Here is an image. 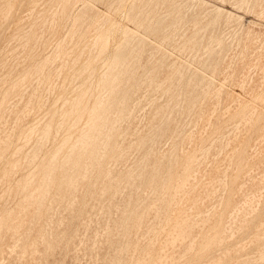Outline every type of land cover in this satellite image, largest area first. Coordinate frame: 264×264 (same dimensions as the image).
Segmentation results:
<instances>
[{
	"label": "rangeland",
	"instance_id": "1",
	"mask_svg": "<svg viewBox=\"0 0 264 264\" xmlns=\"http://www.w3.org/2000/svg\"><path fill=\"white\" fill-rule=\"evenodd\" d=\"M5 1L6 0H0V7L4 4ZM11 1L13 2V8L11 12L9 13V15L7 16L3 12L0 13V29H1L0 30V61H1L0 62V76L2 77V78L0 77V103L3 102L2 103L3 109L0 114V153H1L0 154V159H1L0 160V168H1L0 170V220L1 219L4 220V223L0 224V262L2 260L4 261H2V263L0 264H75V262L76 264H85V263L86 264L87 263L88 264H105V263L106 264H110V263L111 264H116V263L117 264H125V263L126 264H136V263H139V261L141 262V260H143L144 255L146 254V251H147L146 248L148 246V243L150 241L159 242L165 239L167 237V234L171 232L172 230L171 228L173 227V223H174V220L172 222L167 221V217L170 216V212L168 215H166L162 213L161 211H158V210H163L161 208L160 202L157 201L156 199V197H158L160 193L159 191L154 192L155 190L152 187H150L148 184H145L146 177L148 175V173H146V170L156 165V167H159L160 172H162V173L159 172V174L161 175L166 174L167 168H169V166H167V163L168 165H170L171 162H174V163H176V161L179 162L180 159L183 158V155H186V153L194 154L195 152H196L194 154L195 156L194 167L195 168H194L193 175L188 179L189 181L186 182L187 192H184L179 196V199H182V201L178 204L174 203L172 205V210H171V214L172 212L178 209L184 212H187V215L185 214V218L188 217L190 220H193L194 222L192 224V228L190 229L189 232L186 233L184 237L178 239L174 243L164 248L165 251H168L167 252L168 257H166L165 262L163 264H189V263L195 264V262L196 264L198 263L199 264H204V263L205 264H226L228 261H229L228 262L229 264H243V263L244 264H252V263L253 264H264V260H263L264 258L263 256L264 255L263 254L264 253V247H263L264 239H262L264 238V220H263L264 219V216H263L264 214V208H263L264 207L263 206L264 205V201H263L264 200V179H263L264 178V134H263L264 133V129H263L264 128V92H263L264 91V25H263L264 24V0H247V1L246 0H243V1H240V0H234V1L233 0H223V1L222 0H197V1L196 0L195 1L194 0H187V1L186 0L185 1L184 0H170L169 2L168 0H160V1L159 0H115V1L114 0H75V1H72L70 5L68 4L64 5V3L61 2V0H53V1L52 0H41L42 2H40V0H34V2L33 0H30V1L23 0L24 2L21 0H11ZM147 1H149V3H147ZM243 3H245L246 6L242 5ZM160 5L162 9L160 8ZM241 5L243 6V8L241 7ZM216 7H219L220 11L215 12L219 9V8L216 9ZM95 8L97 9L95 10ZM177 10L180 13H178ZM2 13L6 18L8 17V20L7 19L3 20L4 16L2 17ZM216 13L219 15H217ZM82 14L84 15L83 16L84 18L82 17ZM16 16H18V18ZM205 16L207 18H205ZM93 18H94V21H93ZM200 18L202 19V21ZM213 18L217 20L216 24L213 23L215 21V19ZM9 20L10 21L12 20L11 24ZM32 23H34L35 25ZM189 23L191 25H189ZM207 24L212 29L209 28L208 26H205ZM229 24L231 25L228 26ZM127 27H128V30L131 32L130 34L126 32ZM20 29L21 31H19ZM154 29L157 32L156 31L154 32L153 31ZM16 30H18V32ZM104 31L107 32L106 38H104L106 41V44L95 45L94 44L95 37L97 36L98 33L104 32ZM43 32H44V35H43ZM164 32L165 34H163ZM178 32H179V35H178ZM195 32L196 34H194ZM236 32L237 34H235ZM176 33L178 36L176 35ZM107 34H109V36ZM183 34L186 37L185 36L183 37ZM190 34L192 37H190ZM208 35H209V38L211 37V39L208 38ZM12 36H14V38ZM16 36L17 38H15ZM132 36L134 38H132ZM220 36L222 39L220 38ZM162 37H163L164 42L162 41L161 43L160 40H162ZM201 37L202 38L204 37L203 41ZM168 39H170L169 42H167ZM258 39H259V42H258ZM209 40L212 42H210ZM140 41H141V45H140ZM207 41H209L212 44L214 43V44L212 45L210 43H207ZM125 42L129 43L130 48H129V45H127ZM137 43L139 44L140 49ZM183 43L184 45L185 44L186 45L182 48ZM155 44H157L158 46ZM178 45L181 46V48ZM193 45H196V46H193ZM17 46L20 48H17ZM177 46L179 49L178 48L176 49ZM134 48H136L135 51H133ZM185 48L186 50H184ZM163 49H166V50H163ZM196 49L198 50L200 49V50L197 51ZM212 49H214L213 50L214 52H212ZM217 51L218 52L221 51V52L218 53ZM118 52L120 53L124 52L122 53V55L124 54L126 56V59L123 57L124 58L123 61L118 65V67L115 68L113 72L117 73L120 76L121 84L119 85V87H121L122 90L125 89L126 91L125 98H126L127 109L124 110L121 115H117L116 113L118 109H117V106H115L116 104L109 105L108 106L109 114H111L112 119L107 123L108 128H111L113 126L111 129V132L108 133L109 138L107 136V139L110 140V143L112 145L114 144L113 149H115L117 152L114 154L105 156L101 164L103 167L102 171H99V168H94L93 166L94 165L93 163H95L94 159H93V163L91 160H89L88 163L92 165L93 168L92 169L90 168L91 170H88L87 173H85V171H81L82 173H85L86 179H79L72 186L68 181H63V183H60L61 180H59L61 174L69 175L73 172V170H75L72 166H65V167L61 166L63 156L66 153H68V148L67 147L64 148L63 152L59 154L58 157L53 161L55 165H59L60 167L57 166L54 176L51 179H49L47 182L48 188H49L48 193L47 194L37 193L35 190L37 186L40 184L41 176L43 175V173L46 172V169L44 168V166L37 167V168L35 167L37 165L46 164L50 161L51 159L50 155L52 157V154L54 153L57 145L61 142L64 136L72 135V139H74L76 136L86 131L85 124L88 120L89 114L83 110V106H80L78 109L74 110V113L71 116L66 117L65 119H63L62 117V112L69 109L72 105H75L78 103H81L82 105L87 104L90 106L89 109L91 108V105H93V103L95 102L97 95L100 92H102L101 86L104 84V81L107 78V72L112 71V69H110L109 67V63L111 59L113 58V55ZM149 52L150 54L151 52L153 53L150 55ZM196 52L198 53V55H196L197 54ZM164 53L165 54L167 53L166 58L164 57L165 56ZM210 53H211V56H210ZM67 54L69 57L67 56ZM152 55L155 56L154 59ZM1 56H3L4 58ZM47 57H50V61L46 65H43L44 68L42 66L38 71H36L35 73H32V75H30L32 76V78L29 77L28 79L22 80L24 74L27 71H29L37 63L41 62L43 59ZM201 57L202 59H200ZM213 57L214 59H216L217 62H215ZM1 58L3 59L1 60ZM207 58L208 60L210 58L211 59L208 61ZM4 61L6 65H4L5 64ZM174 61H175V64L171 63ZM205 61L208 63H205ZM72 64H74L75 66ZM161 65L163 66L161 67ZM173 65H176V66H173ZM168 66H169V70L168 68L166 69V67ZM171 67L173 68L175 67V68L174 69L172 68L171 70ZM141 70L143 73L141 72ZM155 71L157 73H155ZM57 73L60 77L57 75ZM121 73L122 75H120ZM178 73L182 75H179ZM67 74H69L68 78H67ZM159 74L161 75L159 76ZM156 75L157 77H155ZM177 75L178 77H176ZM166 76L167 78H165ZM188 76L192 78H189ZM209 77H212V78H209ZM63 78L67 81H63L64 80ZM154 78L156 79L154 80ZM187 78H188V81L190 82H187ZM197 78L198 80H196ZM199 78L202 80V82ZM37 79H38V83H37ZM150 79H153V80L150 81ZM165 79L167 80L165 81ZM62 81L65 82V84ZM161 81H162V84H161ZM212 81L214 82L212 85L213 87L210 86L212 84ZM198 82L201 83L200 84V86L202 85L201 87H199ZM222 82L225 86H222ZM261 84L263 85V87L261 86ZM172 85H173V88H172ZM53 87H54V90H53ZM126 87L128 88L126 89ZM169 87L170 89L168 90ZM158 88L160 89L158 90ZM191 88L194 89V91L196 92L190 91ZM156 89L158 90L157 92L159 94L157 92H156L157 94L155 93ZM47 90H49V92ZM218 90H219V94H218ZM149 93H151V95ZM154 93H155V96L152 95ZM204 95H206L205 98L203 97ZM218 95L219 96L221 95V96L219 97ZM151 96L153 97L150 98ZM184 96L185 98L186 97L187 98L186 99L183 98ZM161 97H162V100L159 101L160 100L159 98ZM164 97L166 98L164 99ZM3 98L5 99L3 100ZM155 98H157L155 102L158 101V103L156 104L155 102H153ZM220 99L221 101H219ZM174 100L175 102L173 103ZM29 101L31 103H29V105L27 106ZM191 101L192 103H190ZM54 104L56 105L53 106ZM244 105L250 107L249 111L251 110L253 111V118H252L253 121L252 120L247 121L246 119H244L243 121V118H241L242 116L237 115V111L240 110L241 107L243 109ZM179 106L181 108H178ZM222 106H224V108ZM139 107L141 109V112L139 111L138 113V110H140ZM142 107L145 109H143ZM146 107L148 109H146ZM149 108L152 110V114ZM166 108H169V110H167ZM226 108L228 112L226 111ZM135 109H136V114L134 112ZM155 109L157 111H155ZM255 110L257 111L255 112ZM131 112L132 113L134 112L133 116ZM81 113H83L82 118L78 122H76L77 119L80 117ZM259 115L260 117L258 118L257 116ZM128 116L129 117L131 116V118H129ZM218 118L220 121L216 122ZM203 119L205 120L203 121ZM239 119H242V120L239 121ZM230 120L232 121L230 122ZM41 121L43 122L41 123ZM214 121L218 124H216ZM75 122L77 123V125L71 128V125H73ZM122 122H124V124ZM38 123H40V125ZM47 123L50 124L51 128L47 135V137L49 136V138L44 137L45 139L44 140L41 134V130ZM193 123L195 124V127L192 126L194 125ZM214 123L217 125L216 127ZM238 123H240L239 126H238ZM37 124L39 125L37 126V130L34 131L32 134H29L30 140L32 139L31 142H29V139L25 142L24 139L19 138V137H22V134L24 131H26L31 126L37 125ZM236 125L238 128L236 127ZM159 127L161 130L159 129ZM213 128L216 130V132L214 131ZM225 128H228V130H225ZM236 128H237V131H236ZM126 131H128L129 133ZM156 131L158 132L161 131V132H159V134L156 135L155 133H158ZM196 132L197 133L199 132V133L197 134ZM125 133H127V137ZM161 133L164 134V136ZM207 135H209V139H207L208 138ZM160 136L163 138H161ZM201 136L204 138V141L200 140L202 138ZM125 137L126 139H124ZM135 137L137 140H135ZM142 139L145 143L149 140L148 141L149 143H146V145L143 144L144 142L141 141ZM152 140H155L154 145H153ZM221 140H224V141H221ZM254 140L256 141V143ZM28 142L30 143L29 145H28ZM137 142L140 143V145H138L139 149L136 148L138 146H135ZM38 143H39V146H38ZM71 143L72 141H70V143L67 146H69ZM151 144L153 145V148ZM192 144H193V148H192ZM221 144H223L224 146ZM227 145L229 147H227ZM20 146H22L23 149L19 148ZM239 146L241 147V149ZM208 147H210L209 152L206 153V151H208V149L206 148ZM148 148H150V150ZM173 148H175L174 151H173ZM237 148L239 149L236 150ZM17 149L20 150L21 152L20 151L18 152ZM170 151L171 153L172 152L173 153L171 154ZM145 152L146 153L149 152V156L147 158L144 156ZM13 153H15L16 156H13L14 155ZM236 154L238 155V157H240V159L237 158ZM169 156L171 157L170 160H169ZM166 158H167V162H166ZM229 159L231 163H229ZM168 160L170 162H168ZM115 161L117 163L116 165H114ZM233 164H235V166L237 167L233 166ZM179 165L180 164H176V166L173 168L174 171L180 172L181 166ZM127 172H130L131 174H133V176L131 177L129 181H125V180L122 181L123 179L122 175ZM101 173L108 175V177L107 176L104 177V174H103V178H101L102 176H99L101 175ZM30 174L31 176L29 177H32V179H28L27 175H30ZM223 174L225 175L222 176ZM233 177H235L234 178L235 181L234 179H232ZM111 179H114L116 181H119L120 179L121 182H118L119 185L116 186L114 189H111L109 191H104V187H105L104 185ZM253 179L254 180L256 179V180L254 181ZM229 181L231 182V185L229 184L230 183ZM242 181H244V184L246 186L243 184ZM225 184L227 188H225L226 187ZM240 186L242 187L240 188ZM194 187L197 188L195 193H193V190H192ZM223 187L225 190L223 189ZM136 188H137V192L135 191ZM131 189L132 191H129ZM190 189L192 190L191 192L189 191ZM30 193H33V194L29 196ZM148 193L150 194V196ZM193 195H198L199 197H202L204 199L202 202L203 204L201 203L199 206V210L201 209L202 215L201 214L197 215V213H195V210L191 209L190 211L189 209L192 207V202H190L189 199ZM128 196H129V199H128ZM110 197H112V199ZM148 198L149 200H146ZM226 198L227 200H225ZM142 201L143 203L141 204ZM98 202H99V205H98ZM127 203L129 204V206ZM219 203H221V206L219 205ZM225 203L227 204L225 205ZM228 205L229 207H227ZM136 206L139 212L137 214L135 213L132 214L131 211L136 209ZM150 206L154 208H151V210L146 211L148 213L145 214V221L140 225L139 229L141 230L140 231L139 229L134 230V227L132 226L133 224L132 221H134L137 218V216L141 213V211H144L147 208H150ZM214 206L215 208L213 209ZM251 208L253 210H251ZM109 209L111 213L109 212ZM123 209H125L126 211ZM237 212L239 213L238 215L236 214ZM124 213L126 217L128 216V219H130V220H127L128 227L126 225L120 224L119 222L120 216ZM208 213L209 215H207ZM230 215L232 216L231 218H230ZM198 216H200V218ZM159 218H160V221H158ZM250 218H252V220ZM155 219H156V222H155ZM256 219L257 220L260 219L261 221L260 220L257 221ZM106 220H109L108 223ZM232 220H234V222ZM251 221L254 223L255 226H253V223ZM103 222H104V225H103ZM169 222H171L172 224L171 223L169 224ZM203 222L204 224H202ZM219 223L221 224L220 230L221 229L223 230V232L221 233L220 239L216 241L215 244L214 243L211 244L212 247L209 246V248L203 251L202 253L201 252L198 253L201 247V244L205 241V239L208 237L209 234L212 235L214 233L215 227L216 225H219ZM247 223H250V224H247ZM253 227H254V230H253ZM160 228H164V233L162 235L160 234L156 236V233L160 230ZM229 228H231V231ZM245 228L247 231L245 230ZM96 230H97V233H96ZM127 230L129 231L128 233H127ZM106 231L108 235L106 234ZM110 231H112L114 235L110 233ZM76 232L78 233V235ZM85 232H87L86 235H84ZM246 232H249V233H246ZM230 233L232 234L234 233V234L231 235ZM247 237L248 239H246ZM193 239L196 241H193ZM235 239L238 240L239 242L236 241ZM260 240L263 243H261ZM125 241L126 242L128 241L135 245L137 244L136 245L137 248L134 251L135 253L133 252V255H134L133 257H131L132 251L125 252V250H123L125 249V245L127 244ZM192 241L194 244H192ZM228 242H230L229 246L227 244ZM259 242L261 244H258ZM198 243L200 244L198 245ZM225 243L227 245H225ZM243 243L245 244L243 245ZM110 245H112L113 248ZM221 248L223 249V251L220 250ZM113 249L114 251H116L114 252L116 253L115 257H114V253L112 252ZM122 250H123V253H122ZM64 253L66 254L64 255ZM123 254H125L124 257H123ZM238 254L242 256H238ZM76 255H78V258ZM203 255L206 259H204ZM211 255L213 257H211ZM218 255H220V257ZM260 255H262L263 257H261ZM199 256L201 257L199 258ZM234 256H237V257L235 258ZM259 257L262 258L263 263L261 261V258ZM180 258H181V261H180ZM75 259L77 261H75ZM200 259L201 260L204 259V261H201ZM96 260H98L97 263H96ZM193 260H195V262Z\"/></svg>",
	"mask_w": 264,
	"mask_h": 264
},
{
	"label": "bare ground",
	"instance_id": "2",
	"mask_svg": "<svg viewBox=\"0 0 264 264\" xmlns=\"http://www.w3.org/2000/svg\"><path fill=\"white\" fill-rule=\"evenodd\" d=\"M21 1H23V0H21ZM28 1H30V0H28ZM53 1V0H52ZM72 1H75V0H61V2L62 3H64V5H70L71 3H72ZM115 1V0H114ZM160 1V0H159ZM170 0H168V2H169ZM185 1V0H184ZM183 1V2H184ZM187 1V0H186ZM195 1V0H194ZM197 1V0H196ZM223 1V0H222ZM234 1V0H233ZM240 1H243V0H240ZM247 1V0H246ZM24 2V1H23ZM32 2V1H31ZM33 2H34V0H33ZM37 2V1H36ZM35 2V3H36ZM40 2H42L41 0H40ZM110 2V1H109ZM162 2V1H161ZM46 3V2H45ZM118 3V2H117ZM147 3H149V1H147ZM152 3V2H151ZM150 3V4H151ZM164 3V2H163ZM167 3V2H166ZM173 3V2H172ZM237 3V2H236ZM241 3V2H240ZM239 3V4H240ZM246 3V2H245ZM245 3H243L242 5H245ZM249 3V2H248ZM247 3V4H248ZM253 3V2H252ZM257 3V2H256ZM21 4H22V2H21ZM38 4V3H37ZM36 4V5H37ZM47 4V3H46ZM79 4V3H78ZM87 4V3H86ZM109 4V3H108ZM178 4V3H177ZM35 5V6H36ZM110 5V4H109ZM149 5V4H148ZM162 5V4H161ZM161 5H160V8H161ZM172 5V4H171ZM241 5V7L243 8V6ZM249 5V4H248ZM34 6V5H33ZM75 6V5H74ZM134 6V5H133ZM142 6H143V4H142ZM145 6V5H144ZM155 6V5H154ZM208 6H209V4H208ZM246 6V5H245ZM37 7V6H36ZM40 7V6H39ZM89 7V6H88ZM158 7V6H157ZM172 7V6H171ZM173 7H174V5H173ZM184 7V6H183ZM214 7V6H213ZM212 7V8H213ZM250 7H251V5H250ZM12 8H13V2L11 1V0H6L5 2H4V4L0 7V13L1 12H3L5 15H9V13L11 12V10H12ZM50 8V7H49ZM59 8V7H58ZM84 8V7H83ZM179 8H180V6H179ZM215 8V7H214ZM217 8H219V7H216V9ZM222 8V7H221ZM241 8V9H242ZM19 9H20V7H19ZM33 9V8H32ZM34 9H35V7H34ZM33 9V10H34ZM97 8H95V10H96ZM157 9V8H156ZM162 9V8H161ZM178 9V8H177ZM223 9V8H222ZM240 9V10H241ZM247 9V8H246ZM53 10V9H52ZM63 10V9H62ZM87 10V9H86ZM145 10V9H144ZM147 10V9H146ZM173 10V9H172ZM224 10V9H223ZM245 10V9H244ZM263 10V9H262ZM14 11H15V9H14ZM13 11V12H14ZM58 11V10H57ZM99 11V10H98ZM130 11H131V9H130ZM184 11H185V9H184ZM218 11H220V8L217 10V11H215V12H218ZM225 11V10H224ZM229 11H231V10H229ZM247 11V10H246ZM92 12V11H91ZM97 12V11H96ZM109 12V11H108ZM147 12V11H146ZM177 12H178V10H177ZM3 13H2V17L4 16L3 15ZM21 13V12H20ZM33 13V12H32ZM98 13V12H97ZM149 13V12H148ZM173 13V12H172ZM178 13H180V12H178ZM182 13V12H181ZM223 13V12H222ZM228 13H230V12H228ZM232 13V12H231ZM258 13V12H257ZM60 14V13H59ZM61 14H62V12H61ZM60 14V15H61ZM71 14V13H70ZM83 14H84V12H83ZM82 14V17L84 16ZM107 14V13H106ZM207 14V13H206ZM217 14V13H216ZM221 14V13H220ZM21 15V14H20ZM54 15V14H53ZM94 15H96V14H94ZM144 15V14H143ZM147 15V14H146ZM170 15V14H169ZM217 15H219V14H217ZM229 15V14H228ZM261 15V14H260ZM39 16V15H38ZM43 16V15H42ZM50 16V15H49ZM180 16V15H179ZM208 16V15H207ZM17 18H18V16H16ZM40 17V16H39ZM74 17V16H73ZM72 17V18H73ZM226 17H228V16H226ZM231 17V16H230ZM233 17V16H232ZM241 17H242V15H241ZM36 18V17H35ZM44 18V17H43ZM79 18V17H78ZM84 18V17H83ZM89 18V17H88ZM87 18V19H88ZM107 18V17H106ZM138 18H139V16H138ZM179 18V17H178ZM205 18H207L206 16H205ZM215 18H216V16H215ZM215 18H213V19H215ZM218 18V17H217ZM5 19H7L8 20V17L6 18L5 16H4V19L3 20H5ZM11 19V18H10ZM147 19V18H146ZM201 19V18H200ZM234 19H235V17H234ZM239 19H241V18H239ZM139 20V19H138ZM179 20V19H178ZM196 20V19H195ZM10 21V20H9ZM12 21V20H11ZM11 21H10V24H11ZM31 21V20H30ZM36 21V20H35ZM38 21V20H37ZM66 21V20H65ZM82 21H83V19H82ZM92 21V20H91ZM93 21H94V18H93ZM140 21V20H139ZM163 21V20H162ZM181 21V20H180ZM201 21H202V19H201ZM216 19H215V21L213 22V23H215L216 24ZM236 21V20H235ZM239 21V20H238ZM2 22V21H1ZM8 22V21H7ZM52 22V21H51ZM50 22V23H51ZM85 22V21H84ZM105 22V21H104ZM107 22V21H106ZM137 22V21H136ZM144 22V21H143ZM174 22V21H173ZM176 22V21H175ZM199 22H200V20H199ZM237 22V21H236ZM235 22V23H236ZM6 23V22H5ZM9 23V22H8ZM7 23V24H8ZM47 23V22H46ZM72 23V22H71ZM82 23V22H81ZM164 23V22H163ZM233 23V22H232ZM32 24H34V23H32ZM80 24V23H79ZM78 24V25H79ZM84 24V23H83ZM158 24V23H157ZM173 24V23H172ZM184 24V23H183ZM188 24V23H187ZM194 24H195V22H194ZM198 24V23H197ZM209 24V23H208ZM205 25V26H208L209 27V25ZM262 24V23H261ZM2 25H3V23H2ZM13 25V24H12ZM11 25V26H12ZM19 25V24H18ZM27 25V24H26ZM35 25V24H34ZM33 25V26H34ZM82 25V24H81ZM171 25V24H170ZM179 25V24H178ZM189 25H191L190 23H189ZM201 25V24H200ZM231 24H229L228 26H230ZM240 25V24H239ZM264 25V24H263ZM5 26V25H4ZM9 26V25H8ZM32 26V27H33ZM44 26V25H43ZM86 26V25H85ZM158 26V25H157ZM162 26V25H161ZM203 26V25H202ZM201 26V27H202ZM204 26V27H205ZM213 26H215V25H213ZM227 26V27H228ZM7 27V26H6ZM14 27H15V25H14ZM52 27V26H51ZM166 27V26H165ZM188 27V26H187ZM195 27V26H194ZM200 27V28H201ZM203 27V28H204ZM208 27H207V29H208ZM242 27V26H241ZM1 28H2V26H1ZM5 28V27H4ZM11 28V27H10ZM28 28V27H27ZM43 28V27H42ZM50 28V27H49ZM101 28H103V27H101ZM169 28V27H168ZM176 28V27H175ZM199 28V29H200ZM209 28H211V27H209ZM22 29V28H21ZM21 29L19 30V31H21ZM31 29V28H30ZM181 29V28H180ZM186 29V28H185ZM202 29V28H201ZM200 29V30H201ZM205 29V28H204ZM212 29V28H211ZM210 29V30H211ZM1 30V29H0ZM42 30V29H41ZM82 30V29H81ZM125 30V29H124ZM183 30V29H182ZM189 30H190V28H189ZM199 30V31H200ZM213 30H214V28H213ZM224 30V29H223ZM232 30V29H231ZM244 30V29H243ZM3 31V30H2ZM1 31V32H2ZM6 31V30H5ZM17 32H18V30H16ZM23 31V30H22ZM30 31V30H29ZM48 31V30H47ZM154 32L156 31L155 29L153 30ZM159 31V30H158ZM169 31V30H168ZM199 31H198V33H199ZM204 31V30H203ZM206 31H208V30H206ZM216 31V30H215ZM15 32V31H14ZM25 32V31H24ZM32 32V31H31ZM35 32V31H34ZM126 32L127 33H131L129 30H128V27H127V29H126ZM157 32V31H156ZM163 32V31H162ZM175 32V31H174ZM194 32V31H193ZM197 32V31H196ZM196 32L194 33V34H196ZM201 32V31H200ZM217 32V31H216ZM230 32V31H229ZM238 32V31H237ZM237 32L235 33V34H237ZM240 32V31H239ZM249 32V31H248ZM42 33V32H41ZM80 33V32H79ZM82 33V32H81ZM106 31H104V32H100V33H98L97 34V36L95 37V40H94V44L95 45H97V44H100V45H104V44H106V41H105V39L104 38H106ZM109 33V32H108ZM167 33V32H166ZM183 33V32H182ZM184 33H185V31H184ZM218 33V32H217ZM28 34V33H27ZM26 34V35H27ZM39 34V33H38ZM156 34V33H155ZM162 34V33H161ZM163 34H165V32L163 33ZM193 34V33H192ZM212 34H213V32H212ZM242 34V33H241ZM2 35V34H1ZM25 35V34H24ZM43 35H44V32H43ZM49 35V34H48ZM74 35H76V34H74ZM108 36H109V34H107ZM134 35H136V34H134ZM170 35V34H169ZM176 35H177V33H176ZM178 35H179V32H178ZM177 35V36H178ZM182 35V34H181ZM180 35V36H181ZM211 35V34H210ZM251 35V34H250ZM15 36V35H14ZM14 36H12L13 38H14ZM31 36V35H30ZM123 36H124V34H123ZM128 36V35H127ZM140 36H141V34H140ZM157 36V35H156ZM165 36V35H164ZM163 36V37H164ZM185 35L183 34V37H184ZM205 36V35H204ZM223 36V35H222ZM43 37V36H42ZM138 37V36H137ZM161 37V36H160ZM163 37H162V40H160V42L162 43V41H163ZM170 37V36H169ZM172 37H173V35H172ZM182 37V38H183ZM186 37V36H185ZM190 37H192L191 36V34H190ZM196 37V36H195ZM198 37V36H197ZM213 37V36H212ZM215 37V36H214ZM228 37V36H227ZM7 38V37H6ZM12 38V39H13ZM15 38H17V36L15 37ZM132 38H134L133 36H132ZM131 38V39H132ZM144 38H146V37H144ZM194 38V37H193ZM202 38V37H201ZM204 38V37H203ZM203 38H202V41H203ZM208 38H209V35H208ZM220 38H221V36H220ZM254 38V37H253ZM26 39V38H25ZM30 39V38H29ZM32 39V38H31ZM72 39V38H71ZM70 39V40H71ZM136 39V38H135ZM173 39V38H172ZM187 39H189V38H187ZM192 39V38H191ZM209 39H211V37L209 38ZM222 39V38H221ZM7 40V39H6ZM33 40H34V38H33ZM48 40V39H47ZM137 40V39H136ZM175 40V39H174ZM180 40V39H179ZM182 40V39H181ZM193 40V39H192ZM201 40V39H200ZM226 40V39H225ZM63 41H64V39H63ZM84 41V40H83ZM170 41V39H168V41L167 42H169ZM173 41V40H172ZM171 41V42H172ZM183 41H184V39H183ZM186 41V40H185ZM188 41V40H187ZM190 41V40H189ZM210 41V40H209ZM207 41V43H210V42H212V41ZM215 41V40H214ZM232 41V40H231ZM234 41V40H233ZM253 41V40H252ZM3 42V41H2ZM1 42V43H2ZM10 42V41H9ZM16 42V41H15ZM33 42V41H32ZM46 42V41H45ZM77 42V41H76ZM108 42V41H107ZM159 42V43H160ZM164 42V41H163ZM227 42V41H226ZM258 42H259V39H258ZM60 43V42H59ZM126 43V42H125ZM144 43V42H143ZM142 43V44H143ZM180 43H182V42H180ZM186 43V42H185ZM197 43V42H196ZM221 43V42H220ZM232 43V42H231ZM19 44V43H18ZM25 44H27V43H25ZM36 44H37V42H36ZM56 44V43H55ZM82 44H83V42H82ZM85 44V43H84ZM127 45H129V43H126ZM135 44V43H134ZM169 44V43H168ZM171 44V43H170ZM187 44V43H186ZM185 44V45H186ZM189 44V43H188ZM210 44H212V43H210ZM214 44V43H213ZM212 44V45H213ZM218 44H219V42H218ZM233 44V43H232ZM59 45V44H58ZM137 45L139 46V44L137 43ZM140 45H141V41H140ZM144 45V44H143ZM154 45V44H153ZM155 45H157V44H155ZM162 45V44H161ZM167 45V44H166ZM180 45H182V44H180ZM184 45V43H183V46H182V48L185 46ZM192 45V44H191ZM198 45V44H197ZM211 45V46H212ZM5 46V45H4ZM9 46V45H8ZM25 46V45H24ZM43 46V45H42ZM57 46V45H56ZM55 46V47H56ZM67 46V45H66ZM132 46V45H131ZM138 46H136V47H138ZM158 46V45H157ZM179 46V45H178ZM178 46L176 47V49L178 48ZM193 46H196V45H193ZM210 46V45H209ZM32 47V46H31ZM38 47H39V45H38ZM92 47V46H91ZM135 47V46H134ZM154 47V46H153ZM152 47V48H153ZM166 47V46H165ZM180 48H181V46H179ZM198 47V46H197ZM208 47V46H207ZM218 47V46H217ZM259 47V46H258ZM17 48H20V47H18L17 46ZM36 48V47H35ZM126 48H127V46H126ZM125 48V49H126ZM129 48H130V45H129ZM144 48V47H143ZM22 49V48H21ZM40 49V48H39ZM135 49L136 48H134V50L133 51H135ZM139 49H140V46H139ZM160 49V48H159ZM179 49V48H178ZM206 49V48H205ZM214 49H216V48H214ZM214 49H212V52H214L213 50ZM220 49V48H219ZM232 49V48H231ZM235 49H237V48H235ZM256 49V48H255ZM3 50V49H2ZM1 50V51H2ZM10 50H11V48H10ZM18 50V49H17ZM23 50V49H22ZM29 50V49H28ZM54 50V49H53ZM58 50V49H57ZM101 50V49H100ZM138 50V49H137ZM152 50V49H151ZM163 50H166V49H163ZM184 50H186V48L184 49ZM194 50V49H193ZM197 51H199L198 49H196ZM207 50V49H206ZM6 51V50H5ZM13 51V50H12ZM24 51V50H23ZM34 51V50H33ZM32 51V52H33ZM37 51V50H36ZM35 51V52H36ZM72 51V50H71ZM124 51V50H123ZM227 51H228V49H227ZM27 52V51H26ZM91 52V51H90ZM160 52V51H159ZM169 52V51H168ZM184 52H186V51H184ZM193 52V51H192ZM204 52H205V50H204ZM218 52V51H217ZM219 52H221V51H219ZM218 52V53H219ZM223 52V51H222ZM16 53V52H15ZM52 53V52H51ZM122 53H124V52H122ZM122 53H120V52H118V53H115L114 55H113V58L111 59V61H110V63H109V67H110V69H112V71L111 72H107V78H106V80L104 81V84L101 86L102 87V92H100L98 95H97V97H96V100H95V102L93 103V105H91V108L89 109V105H82L81 103H78V104H75V105H72L69 109H67V110H65V111H63L62 112V117H63V119H65L66 117H69V116H71L73 113H74V110H76V109H78L80 106H83V110L84 111H86L88 114H89V116H88V120H87V122H86V124H85V126H86V131H84L83 133H81L80 135H78V136H76L74 139H72V135H66V136H64L63 137V139L61 140V142L57 145V147H56V149H55V151H54V153L52 154V157H51V155H50V161L48 162V163H46V164H43V165H37L35 168H37V167H42V166H44V168L46 169V172L45 173H43V175L41 176V181H40V184L37 186V188H36V192L37 193H44V194H47L48 193V190H49V188H48V184H47V182H48V180L49 179H51L53 176H54V173H55V170H56V168H57V166H59V165H55L54 163H53V161L58 157V155L59 154H61L62 152H63V150H64V148H68V153H66L64 156H63V159H62V162H61V166L62 167H65V166H72L75 170H73V172L71 173V174H69V175H63V174H61V176H60V178H59V180H61L60 181V183H63V181H68L72 186H73V184H75L79 179H86V175H85V173H87V171L88 170H91L92 168H93V166H94V168H99V171H102L103 170V167H102V162H103V160H104V158H105V156H107V155H111V154H114V153H116L117 151L115 150V149H113L114 148V144L112 145L111 143H110V140H108L107 139V136H108V133H110L111 132V129H112V127L111 128H108L107 127V123L112 119V117H111V114H109V105H111V104H116L115 106H117V109H118V111H117V115H121L122 114V112L124 111V110H126L127 109V107H126V98H125V89L124 90H122L121 89V87H119V85L121 84V78H120V76L117 74V73H115V72H113L114 70H115V68L116 67H118V65L123 61V59L125 58L126 59V56L123 54L122 55ZM131 53V52H130ZM134 53V52H133ZM153 52H151V54H152ZM156 53H157V51H156ZM162 53H163V51H162ZM161 53V54H162ZM197 53V52H196ZM207 53V52H206ZM225 53V52H224ZM254 53H255V51H254ZM11 54V53H10ZM25 54V53H24ZM41 54V53H40ZM149 54H150V52H149ZM150 54V55H151ZM165 54V53H164ZM192 54V53H191ZM202 54H204V53H202ZM216 54V53H215ZM111 55V54H110ZM137 55V54H136ZM141 55V54H140ZM163 55V54H162ZM161 55V56H162ZM166 55H167V53L165 54V58H166ZM196 55H198V53L196 54ZM14 56H15V54H14ZM27 56V55H26ZM49 56V55H48ZM67 56H68V54H67ZM82 56V55H81ZM130 56V55H129ZM138 56V55H137ZM153 56V55H152ZM201 56V55H200ZM210 56H211V53H210ZM217 56V55H216ZM1 57H3V56H1ZM7 57V56H6ZM5 57V58H6ZM17 57H18V55H17ZM29 57V56H28ZM27 57V58H28ZM31 57V56H30ZM69 57V56H68ZM124 57V58H123ZM128 57V56H127ZM151 57V56H150ZM154 57L155 56H153V59H154ZM4 58V57H3ZM3 58H1V60L3 59ZM138 58V57H137ZM161 58V57H160ZM159 58V59H160ZM179 58V57H178ZM216 58V57H215ZM227 58V57H226ZM7 59V58H6ZM33 59V58H32ZM131 59V58H130ZM146 59V58H145ZM168 59V58H167ZM200 59H202V57L200 58ZM211 59V58H210ZM209 59V60H210ZM213 59H214V57H213ZM5 60V59H4ZM16 60V59H15ZM14 60V61H15ZM56 60V59H55ZM63 60V59H62ZM70 60V59H69ZM105 60V59H104ZM132 60V59H131ZM164 60V59H163ZM182 60V59H181ZM207 60H208V58H207ZM208 60V61H209ZM215 60V62H217L216 61V59H214ZM219 60V59H218ZM10 61H11V59H10ZM26 61V60H25ZM50 61V57H47V58H45V59H43L41 62H39V63H37L33 68H31L29 71H27L25 74H24V76H23V78H22V80H25V79H28L29 77H31L32 78V76H30V75H32V73H35L36 71H38L43 65H46L48 62ZM60 61V60H59ZM74 61V60H73ZM137 61V60H136ZM156 61V60H155ZM168 61V60H167ZM178 61V60H177ZM177 61H176V63H177ZM1 62V61H0ZM16 62V61H15ZM18 62H19V60H18ZM37 62V61H36ZM67 62V61H66ZM150 62V61H149ZM160 62V61H159ZM163 62V61H162ZM165 62V61H164ZM214 62V63H215ZM4 63H5V61H4ZM73 63V62H72ZM103 63V62H102ZM134 63V62H133ZM139 63V62H138ZM171 63H174L175 64V61L174 62H171ZM180 63H181V61H180ZM179 63V64H180ZM205 63H208V62H206L205 61ZM14 64V63H13ZM17 64V63H16ZM66 64V63H65ZM165 64V63H164ZM163 64V65H164ZM217 64V63H216ZM215 64V65H216ZM230 64V63H229ZM235 64V63H234ZM4 65H6V63L4 64ZM4 65H2V66H4ZM19 65V64H18ZM22 65V64H21ZM23 65H24V63H23ZM72 65H74V64H72ZM137 65V64H136ZM163 65H161V67L163 66ZM186 65V64H185ZM218 65V64H217ZM219 65H220V63H219ZM237 65V64H236ZM9 66V65H8ZM17 66V65H16ZM26 66V65H25ZM53 66V65H52ZM75 66V65H74ZM80 66V65H79ZM85 66V65H84ZM145 66V65H144ZM173 66H176V65H173ZM189 66V65H188ZM50 67V66H49ZM82 67H83V65H82ZM94 67V66H93ZM159 67V66H158ZM214 67V66H213ZM219 67V66H218ZM235 67V66H234ZM10 68V67H9ZM43 68H44V66H43ZM73 68V67H72ZM85 68V67H84ZM134 68V67H133ZM138 68V67H137ZM168 68V70H169V66L168 67H166V69ZM172 68L173 67H171V70H172ZM175 68V67H174ZM173 68V69H174ZM60 69V68H59ZM58 69V70H59ZM77 69V68H76ZM80 69V68H79ZM132 69V68H131ZM180 69H181V67H180ZM215 69V68H214ZM5 70H6V68H5ZM16 70V69H15ZM91 70V69H90ZM123 70V69H122ZM137 70V69H136ZM155 70V69H154ZM153 70V71H154ZM184 70H185V68H184ZM189 70V69H188ZM196 70V69H195ZM44 71V70H43ZM80 71V70H79ZM131 71V70H130ZM145 71V70H144ZM150 71V70H149ZM159 71V70H158ZM250 71V70H249ZM106 72V71H105ZM122 72V71H121ZM141 72H142V70H141ZM170 72V71H169ZM178 72V71H177ZM183 72V71H182ZM198 72V71H197ZM5 73H7V72H5ZM4 73V74H5ZM78 73V72H77ZM127 73V72H126ZM143 73V72H142ZM155 73H157L156 71H155ZM16 74V73H15ZM61 74V73H60ZM71 74V73H70ZM149 74V73H148ZM154 74V73H153ZM168 74V73H167ZM179 74V73H178ZM234 74V73H233ZM241 74V73H240ZM3 75V74H2ZM11 75V74H10ZM10 75H9V77H10ZM57 75H58V73H57ZM68 75L69 74H67V78H68ZM88 75V74H87ZM100 75V74H99ZM120 75H122V73L120 74ZM125 75V74H124ZM128 75V74H127ZM161 74H159V76H160ZM179 75H182V74H179ZM6 76V75H5ZM4 76V77H5ZM59 76V75H58ZM131 76H132V74H131ZM143 76V75H142ZM1 77V76H0ZM57 77V76H56ZM60 77V76H59ZM58 77V78H59ZM77 77V76H76ZM75 77V78H76ZM128 77V76H127ZM149 77V76H148ZM155 77H157V75L155 76ZM169 77V76H168ZM176 77H178V75L176 76ZM189 77V76H188ZM235 77V76H234ZM2 78V77H1ZM8 78V77H7ZM18 78V77H17ZM30 78V79H31ZM72 78H73V76H72ZM158 78H160V77H158ZM158 78H157V80H158ZM165 78H167V76L165 77ZM189 78H192V77H189ZM209 78H212V77H209ZM64 79V78H63ZM127 79V78H126ZM139 79V78H138ZM141 79V78H140ZM156 78H154V80H155ZM177 79V78H176ZM183 79V78H182ZM194 79V78H193ZM200 79V78H199ZM226 79V78H225ZM21 80V81H22ZM69 80H70V78H69ZM78 80V79H77ZM146 80V79H145ZM151 80H153V79H150V81ZM164 80V79H163ZM167 79H165V81H166ZM169 80H171V79H169ZM190 80V79H189ZM196 80H198V78L196 79ZM201 80V79H200ZM204 80V79H203ZM207 80V79H206ZM211 80H213V79H211ZM42 81V80H41ZM63 81H67V80H63ZM62 81V82H63ZM140 81V80H139ZM149 81V80H148ZM225 81V80H224ZM223 81V82H224ZM232 81V80H231ZM6 82V81H5ZM12 82V81H11ZM15 82V81H14ZM35 82V81H34ZM33 82V83H34ZM43 82V81H42ZM83 82V81H82ZM81 82V83H82ZM102 82V81H101ZM135 82V81H134ZM180 82V81H179ZM187 82H190V81H188V78H187ZM201 82H202V80H201ZM223 82H222V86H225L224 84H223ZM226 82V81H225ZM224 82V83H225ZM21 83V82H20ZM37 83H38V79H37ZM64 84H65V82H63ZM138 83V82H137ZM145 83H146V81H145ZM155 83V82H154ZM157 83H158V81H157ZM199 83V82H198ZM206 83V82H205ZM208 83V82H207ZM210 83V82H209ZM213 81H212V84L210 85V86H212L213 85ZM3 84H4V82H3ZM93 84V83H92ZM96 84V83H95ZM161 84H162V81H161ZM160 84V85H161ZM178 84V83H177ZM200 84L201 83H199V87H201L200 86ZM216 84V83H215ZM15 85V84H14ZM49 85V84H48ZM89 85V84H88ZM125 85H127V84H125ZM150 85V84H149ZM153 85V84H152ZM160 85H159V87H160ZM169 85V84H168ZM186 85V84H185ZM185 85H184V87H185ZM5 86V85H4ZM30 86H32V85H30ZM55 86H56V84H55ZM58 86V85H57ZM65 86V85H64ZM99 86V85H98ZM130 86V85H129ZM137 86V85H136ZM147 86V85H146ZM155 86V85H154ZM158 86V85H157ZM164 86V85H163ZM196 86V85H195ZM220 86H221V84H220ZM261 86L263 87V85L261 84ZM59 87H60V85H59ZM62 87V86H61ZM96 87H97V85H96ZM171 87V86H170ZM170 87L168 88V90L170 89ZM188 87V86H187ZM198 87V88H199ZM213 87V86H212ZM15 88V87H14ZM52 88V87H51ZM125 88V87H124ZM128 87H126V89H127ZM140 88V87H139ZM146 88V87H145ZM145 88H144V90H145ZM172 88H173V85H172ZM189 88V87H188ZM187 88V89H188ZM209 88H211V87H209ZM23 89V88H22ZM137 89V88H136ZM150 89V88H149ZM148 89V90H149ZM160 88H158V90H159ZM192 89V88H191ZM190 89V91H194V89H195V87H194V89H192L191 90ZM201 89V88H200ZM223 89V88H222ZM28 90V89H27ZM27 90H26V92H27ZM39 90V89H38ZM44 90V89H43ZM53 90H54V87H53ZM93 90V89H92ZM97 90V89H96ZM157 89H156V91H155V93L158 91ZM161 90H163V89H161ZM161 90H160V92H161ZM202 90V89H201ZM207 90H209V89H207ZM213 90V89H212ZM227 90V89H226ZM2 91V90H1ZM23 91V90H22ZM31 91V90H30ZM36 91H37V89H36ZM48 92H49V90H47ZM46 91V92H47ZM71 91V90H70ZM122 91V92H121ZM143 91V90H142ZM177 91V90H176ZM214 91V90H213ZM223 91H225V90H223ZM25 92V93H26ZM33 92V91H32ZM45 92V93H46ZM67 92V91H66ZM80 92H81V90H80ZM106 92V93H105ZM185 92H186V90H185ZM194 92H196V91H194ZM264 92V91H263ZM10 93V92H9ZM24 93V94H25ZM36 93V92H35ZM88 93V92H87ZM133 93V92H132ZM155 93L154 94H152V95H154L155 96ZM158 93V92H157ZM156 93V94H157ZM190 93V92H189ZM131 94V93H130ZM147 94V93H146ZM150 95H151V93H149ZM159 94V93H158ZM165 94V93H164ZM164 94H163V96H164ZM203 94H205V93H203ZM207 94V93H206ZM217 94V93H216ZM218 94H219V90H218ZM221 94V93H220ZM33 95V94H32ZM40 95V94H39ZM132 95V94H131ZM130 95V96H131ZM179 95V94H178ZM209 95V94H208ZM207 95V96H208ZM7 96V95H6ZM52 96V95H51ZM139 96H140V94H139ZM160 96V95H159ZM162 96V97H163ZM188 96H190V95H188ZM205 96L206 95H204L203 97L205 98ZM215 96V95H214ZM219 96V95H218ZM221 96V95H220ZM219 96V97H220ZM36 97V96H35ZM43 97V96H42ZM136 97H138V96H136ZM145 97V96H144ZM153 96H151L150 98H152ZM162 97L161 98H159L158 100L159 101H161L162 100ZM170 97V96H169ZM181 97V96H180ZM198 97V96H197ZM199 97H200V95H199ZM202 97V98H203ZM6 98V97H5ZM5 98H3V100L5 99ZM32 98V97H31ZM38 98V97H37ZM39 98H40V96H39ZM54 98V97H53ZM88 98V97H87ZM134 98H135V96H134ZM149 98V99H150ZM166 97H164V99H165ZM173 98H174V96H173ZM172 98V99H173ZM183 98H185V96L183 97ZM187 98V97H186ZM185 98V99H186ZM191 98H193V97H191ZM194 98H195V96H194ZM232 98H233V96H232ZM252 98V97H251ZM250 98V99H251ZM74 99H76V98H74ZM144 99V98H143ZM156 99L157 98H155V100L153 101V102H155L156 101ZM171 99V100H172ZM200 99H201V97H200ZM236 99H238V98H236ZM2 100V101H3ZM21 100H23V99H21ZM31 100V99H30ZM38 100V99H37ZM71 100V99H70ZM151 100V99H150ZM181 100V99H180ZM206 100V99H205ZM213 100V99H212ZM228 100V99H227ZM41 101V100H40ZM43 101V100H42ZM129 101V100H128ZM146 101V100H145ZM144 101V102H145ZM148 101V100H147ZM178 101V100H177ZM193 101V100H192ZM192 101L190 102V103H192ZM199 101V100H198ZM219 101H221V99L219 100ZM22 102V101H21ZM20 102V103H21ZM59 102V101H58ZM64 102V101H63ZM66 102V101H65ZM165 102V101H164ZM175 102V100L173 101V103ZM181 102V101H180ZM183 102V101H182ZM195 102H196V100H195ZM3 103V102H2ZM2 103H0V114H1V112H2ZM29 103H31L30 101L28 102V104H27V106L29 105ZM67 103H68V101H67ZM72 103V102H71ZM74 103H75V101H74ZM131 103V102H130ZM133 103V102H132ZM156 103H158V101L157 102H155V104ZM161 103V102H160ZM159 103V104H160ZM190 103H188V104H190ZM194 103V102H193ZM10 104V103H9ZM43 104V103H42ZM56 104H58V103H56ZM56 104H54L53 106H55ZM140 104V103H139ZM151 104V103H150ZM171 104V103H170ZM183 104V103H182ZM181 104V105H182ZM195 104V103H194ZM198 104V103H197ZM207 104V103H206ZM219 104V103H218ZM230 104V103H229ZM245 104H247V103H245ZM146 105H148V104H146ZM153 105V104H152ZM166 105V104H165ZM180 105V106H181ZM223 105V104H222ZM240 105V104H239ZM11 106V105H10ZM150 106V105H149ZM156 106V105H155ZM160 106V105H159ZM172 106H173V104H172ZM178 107V108H181V107ZM194 106V105H193ZM213 106H215V105H213ZM220 106V105H219ZM218 106V107H219ZM225 106V105H224ZM224 106H222L223 108H224ZM50 107V106H49ZM187 107V106H186ZM221 107V108H222ZM254 107V106H253ZM16 108V107H15ZM25 108V107H24ZM23 108V109H24ZM111 108V107H110ZM137 108V107H136ZM143 108V107H142ZM157 108V107H156ZM174 108V107H173ZM228 108H230V107H228ZM249 106H245L244 105V107H243V109H242V107H241V109L240 110H238L237 111V115H240V116H242L241 118H243V121H244V119H246L247 121H251L252 120V118H253V111L251 110V111H249ZM59 109V108H58ZM139 109H140V107H139ZM143 109H145V108H143ZM146 109H148L147 107H146ZM167 110H169V108H166ZM176 109H177V107H176ZM194 109V108H193ZM193 109H192V111H193ZM36 110V109H35ZM56 110V109H55ZM131 110V109H130ZM149 110H151L150 108H149ZM160 110V109H159ZM174 110V109H173ZM181 110V109H180ZM189 110V109H188ZM202 110V109H201ZM5 111V110H4ZM40 111V110H39ZM53 111V110H52ZM60 111V110H59ZM129 111V110H128ZM132 111H134V110H132ZM139 111L141 112V109L140 110H138V113H139ZM155 111H157L156 109H155ZM184 111V110H183ZM191 111V112H192ZM221 111V110H220ZM219 111V112H220ZM225 111V110H224ZM223 111V112H224ZM226 111H227V108H226ZM249 111V112H248ZM257 110H255V112H256ZM135 114H136V109H135ZM133 112V113H134ZM150 112V111H149ZM149 112H148V114H149ZM176 112H177V110H176ZM188 112V111H187ZM190 112V111H189ZM201 112V111H200ZM228 112V111H227ZM254 112V113H255ZM263 112V111H262ZM23 113V112H22ZM21 113V114H22ZM126 113V112H125ZM129 113V112H128ZM132 113V112H131ZM131 113H130V115H131ZM133 113H132V116H133ZM143 113V112H142ZM145 113V112H144ZM154 113V112H153ZM163 113H164V111H163ZM167 113V112H166ZM212 113V112H211ZM214 113V112H213ZM225 113V112H224ZM27 114H28V112H27ZM82 114L83 113H81L80 114V117L77 119V121L76 122H78L81 118H82ZM141 114V113H140ZM151 114H152V110H151ZM171 114V113H170ZM190 114V113H189ZM189 114H188V116H189ZM209 114V113H208ZM229 114V113H228ZM235 114V113H234ZM260 114H262V113H260ZM116 115V116H117ZM173 115V114H172ZM197 115V114H196ZM198 115H199V113H198ZM214 115V114H213ZM126 116V115H125ZM138 116H140V115H138ZM146 116H147V114H146ZM149 116V115H148ZM151 116V115H150ZM176 116V115H175ZM184 116V115H183ZM195 116V115H194ZM218 116H219V114H218ZM223 116V115H222ZM232 116V115H231ZM4 117V116H3ZM2 117V118H3ZM43 117V116H42ZM129 117V116H128ZM164 117V116H163ZM170 117V116H169ZM168 117V118H169ZM179 117V116H178ZM204 117V116H203ZM211 117H212V115H211ZM210 117V118H211ZM229 117V116H228ZM258 118L260 117V115L259 116H257ZM1 118V119H2ZM9 118V117H8ZM7 118V119H8ZM129 118H131V116L129 117ZM145 118V117H144ZM166 118V117H165ZM173 118V117H172ZM180 118H182V117H180ZM187 118V117H186ZM189 118V117H188ZM207 118V117H206ZM219 118H220V116H219ZM219 118H218V120L216 121V122H219L220 120H219ZM236 118V117H235ZM240 118V117H239ZM258 118H256V119H258ZM17 119V118H16ZM45 119V118H44ZM136 119V118H135ZM148 119V118H147ZM174 119V118H173ZM215 119H217V118H215ZM214 119V120H215ZM230 119V118H229ZM234 119V118H233ZM19 120H20V118H19ZM39 120V119H38ZM123 120V119H122ZM172 120V119H171ZM182 120V119H181ZM191 120V119H190ZM205 119H203V121H204ZM240 120H242V119H239V121ZM35 121V120H34ZM115 121V120H114ZM167 121H168V119H167ZM174 121V120H173ZM200 121H201V119H200ZM210 121H211V119H210ZM209 121V122H210ZM232 120H230V122H231ZM253 121V120H252ZM15 122V121H14ZM18 122V121H17ZM43 121H41V123H42ZM74 123L73 125H71V128L72 127H75L76 125H77V123ZM119 122V121H118ZM125 122V121H124ZM124 122H122L123 124H124ZM145 122H146V120H145ZM155 122V121H154ZM191 122V121H190ZM193 122V121H192ZM206 122H207V120H206ZM215 122V121H214ZM215 122V123H216ZM229 122V123H230ZM255 122H256V120H255ZM7 123V122H6ZM35 123V122H34ZM175 123V122H174ZM202 123H204V122H202ZM214 123V124H215ZM245 123V122H244ZM39 125H40V123H38ZM33 125V126H31L30 128H28L26 131H24L23 132V134H22V137H19L20 139L22 138V139H24V141L26 142L28 139H29V142H31V140H30V137H29V134H32L34 131H36L37 130V126H39V125ZM126 124V123H125ZM148 124V123H147ZM154 124V123H153ZM156 124V123H155ZM171 124V123H170ZM194 124V123H193ZM197 124V123H196ZM213 124V125H214ZM216 124H218V123H216ZM215 124V127L217 126ZM250 124V123H249ZM259 124V123H258ZM17 125H18V123H17ZM127 125V124H126ZM175 125V124H174ZM179 125V124H178ZM189 125H190V123H189ZM192 125V124H191ZM200 125V124H199ZM203 125V124H202ZM205 125V124H204ZM222 125V124H221ZM225 125H227V124H225ZM240 125V123H238V126ZM3 126V125H2ZM58 126V125H57ZM130 126V125H129ZM192 126H194L195 127V124L194 125H192ZM223 126V125H222ZM250 126V125H249ZM61 127H62V125H61ZM118 127H119V125H118ZM152 127V126H151ZM161 127H163V126H161ZM191 127V126H190ZM201 127H203V126H201ZM214 127V126H213ZM231 127V126H230ZM233 127H235V126H233ZM236 127H237V125H236ZM50 128H51V126H50V124L49 123H47L43 128H42V130H41V134H42V137H43V139H44V137H47V135H48V132H49V130H50ZM124 128V127H123ZM127 128V127H126ZM135 128V127H134ZM166 128V127H165ZM170 128V127H169ZM174 128V127H173ZM193 128V127H192ZM208 128V127H207ZM206 128V129H207ZM212 128V127H211ZM219 128H221V127H219ZM232 128V127H231ZM238 128V127H237ZM237 128H236V131H237ZM137 129V128H136ZM159 129H160V127H159ZM164 129V128H163ZM191 129V128H190ZM214 129V128H213ZM250 129V128H249ZM260 129V128H259ZM264 129V128H263ZM122 130V129H121ZM130 130H131V128H130ZM147 130V129H146ZM157 130V129H156ZM161 130V129H160ZM166 130V129H165ZM172 130V129H171ZM179 130V129H178ZM194 130V129H193ZM225 130H228V128H225ZM231 130V129H230ZM6 131V130H5ZM20 131V130H19ZM60 131V130H59ZM108 131V132H107ZM134 131V130H133ZM140 131V130H139ZM148 131H150V130H148ZM192 131V130H191ZM214 131L216 132V130L214 129ZM12 132V131H11ZM123 132V131H122ZM121 132V133H122ZM125 132V131H124ZM126 132H128V131H126ZM143 132V131H142ZM153 132V131H152ZM156 132H158V131H156ZM159 132H161V131H159ZM159 132L158 133H155L156 135L157 134H159ZM166 132V131H165ZM168 132V131H167ZM171 132V131H170ZM176 132H178V131H176ZM189 132V131H188ZM201 132V131H200ZM239 132V131H238ZM129 133V132H128ZM163 133H164V131H163ZM173 133V132H172ZM194 133V132H193ZM197 133V132H196ZM199 133V132H198ZM197 133V134H198ZM212 133V132H211ZM232 133V132H231ZM230 133V134H231ZM241 133V132H240ZM21 134V133H20ZM59 134V133H58ZM57 134V135H58ZM126 134V137H127V133H125ZM148 134V133H147ZM162 134V133H161ZM189 134V133H188ZM205 134V133H204ZM254 134V133H253ZM264 134V133H263ZM16 135V134H15ZM139 135V134H138ZM153 135V134H152ZM163 136H164V134H162ZM167 135V134H166ZM182 135V134H181ZM180 135V136H181ZM199 135H201V134H199ZM134 136H135V134H134ZM150 136H151V134H150ZM154 136V135H153ZM171 136V135H170ZM187 136V135H186ZM185 136V137H186ZM191 136V135H190ZM196 136V135H195ZM208 136V138L207 139H209V135H207ZM211 136V135H210ZM226 136V135H225ZM228 136V135H227ZM32 137V136H31ZM41 137V138H42ZM124 137V136H123ZM126 137L124 138V139H126ZM158 137V136H157ZM161 137V136H160ZM173 137V136H172ZM184 137V136H183ZM197 137V136H196ZM202 137V136H201ZM219 137V136H218ZM217 137V138H218ZM241 137V136H240ZM35 138V137H34ZM47 138H49V136L47 137ZM108 138H109V136H108ZM131 138V137H130ZM142 138V137H141ZM155 138H156V136H155ZM161 138H163V137H161ZM252 138V137H251ZM37 139V138H36ZM39 139H40V137H39ZM140 139V138H139ZM146 139V138H145ZM207 139H206V141H207ZM45 140V139H44ZM49 140V139H48ZM123 140V139H122ZM135 140H137L136 139V137H135ZM171 140V139H170ZM183 140V139H182ZM195 140V139H194ZM199 140V139H198ZM201 141H204V138L202 137L201 139H200ZM218 140V139H217ZM250 140V139H249ZM41 141V140H40ZM70 141H72V143L69 145V146H67L69 143H70ZM121 141V140H120ZM142 142H144L143 141V139L141 140ZM140 141V142H141ZM149 141V140H148ZM146 142V143H149V142ZM153 141V145H154V141L155 140H152ZM160 141H161V139H160ZM178 141V140H177ZM188 141V140H187ZM197 141V140H196ZM200 141V142H201ZM213 141H214V139H213ZM221 141H224V140H221ZM255 141V140H254ZM18 142V141H17ZM28 142V145L30 144ZM45 142V141H44ZM131 142V141H130ZM174 142V141H173ZM195 142V141H194ZM220 142V141H219ZM227 142V141H226ZM230 142V141H229ZM34 143V142H33ZM48 143H49V141H48ZM146 143L144 142L143 144H145L146 145ZM212 143H214V142H212ZM222 143V142H221ZM255 143H256V141H255ZM36 144V143H35ZM156 144V143H155ZM159 144H160V142H159ZM158 144V145H159ZM168 144V143H167ZM166 144V145H167ZM178 144V143H177ZM193 144H195V143H193ZM193 144H192V148H193ZM14 145V144H13ZM24 145V144H23ZM27 145V144H26ZM25 145V146H26ZM46 145H48V144H46ZM131 145V144H130ZM138 145H140V143L139 142H137L136 143V145L135 146H138ZM152 145V144H151ZM153 145H152V148H153ZM157 145V146H158ZM215 145V144H214ZM221 145H223V144H221ZM229 145V144H228ZM227 145V147H229ZM249 145V144H248ZM38 146H39V143H38ZM143 146V145H142ZM141 146V147H142ZM171 146H172V144H171ZM181 146H182V144H181ZM211 146H212V144H211ZM224 146V145H223ZM40 147H41V145H40ZM140 147V148H141ZM151 147V146H150ZM170 147V146H169ZM176 147V146H175ZM179 147V146H178ZM227 147H225V148H227ZM235 147V146H234ZM240 147V146H239ZM19 148H22V146H20ZM25 148V147H24ZM37 148V147H36ZM130 148H131V146H130ZM136 148H138L139 149V146L138 147H136ZM144 148V147H143ZM189 148V147H188ZM209 148L210 147H208V148H206V149H208V151H206V153L207 152H209ZM212 148V147H211ZM258 148V147H257ZM23 149V148H22ZM32 149V148H31ZM40 149V148H39ZM126 149V148H125ZM149 150H150V148H148ZM214 149V148H213ZM221 149V148H220ZM239 148H237L236 150H238ZM240 149H241V147H240ZM251 149V148H250ZM175 150V148H173V151ZM189 150V149H188ZM191 150H193V149H191ZM216 150V149H215ZM219 150V149H218ZM227 150V149H226ZM235 150V149H234ZM17 151L19 152L20 150H18L17 149ZM16 151V152H17ZM30 151V150H29ZM28 151V152H29ZM130 151V150H129ZM146 151H147V149H146ZM151 151H152V149H151ZM161 151V150H160ZM182 151V150H181ZM196 151V150H195ZM217 151V150H216ZM222 151V150H221ZM220 151V152H221ZM246 151H247V149H246ZM21 152V151H20ZM40 152V151H39ZM134 152V151H133ZM150 152V151H149ZM149 152L148 153H146L145 152V157L147 158L148 156H149ZM158 152V151H157ZM187 152V151H186ZM204 152V151H203ZM202 152V153H203ZM225 152V151H224ZM235 152V151H234ZM152 153V152H151ZM170 153H171V151H170ZM173 153V152H172ZM171 153V154H172ZM196 153V152H195ZM194 153V154H195ZM201 153V154H202ZM222 153V152H221ZM233 153V152H232ZM243 153H245V152H243ZM1 154V153H0ZM9 154V153H8ZM14 155L13 156H16L15 155V153H13ZM28 154V153H27ZM76 154V155H75ZM176 154V153H175ZM185 154V153H184ZM194 154H191V153H186V155H183V158L182 159H180V161L179 162H177L176 161V163H174V162H171L170 163V165H168V163H167V166H169V168H167V173L166 174H163V175H161V174H159V172H160V169H159V167H156V165H154L153 167H151V168H149L148 170H146V173H148V175H147V177H146V183L145 184H148L150 187H152L155 191L154 192H156V191H159V193H160V195L158 196V197H156V199H157V201H159L160 202V204H161V208L163 209V210H158V211H161L162 213H164V214H166V215H168L169 214V212H170V216L169 217H167V221H173L174 220V223H173V227L171 228L172 230H171V232L169 233V234H167V237L165 238V239H163V240H161V241H150L149 243H148V246H147V251H146V254L144 255V257H143V260H141V262L139 261V263H136V264H163L164 262H165V259H166V257H168V255H167V252L168 251H165V247L166 246H168V245H170V244H172V243H174L175 241H177L178 239H180V238H182V237H184L185 235H186V233L187 232H189L190 231V229L192 228V224H193V220H190L188 217H186L185 218V214L187 215V212H184V211H182V210H176V211H174V212H172V214H171V210H172V205L174 204V203H180L181 201H182V199H179V196L182 194V193H184V192H187V188H186V182L187 181H189L188 179L193 175V173H194V163H195V156H194ZM217 154V153H216ZM229 154V153H228ZM247 154V153H246ZM18 155V154H17ZM141 155V154H140ZM220 155V154H219ZM237 155V154H236ZM236 155H235V157H236ZM241 155V154H240ZM243 155V154H242ZM7 156V155H6ZM12 156V157H13ZM172 156V155H171ZM175 156H177V155H175ZM175 156H174V158H175ZM207 156V155H206ZM228 156V155H227ZM226 156V157H227ZM34 157V156H33ZM154 157V156H153ZM202 157H203V155H202ZM232 157V156H231ZM7 158V157H6ZM107 158V157H106ZM121 158V157H120ZM130 158V157H129ZM132 158V157H131ZM165 158V157H164ZM170 156H169V160H170ZM173 158V159H174ZM200 158V157H199ZM230 158V157H229ZM233 158V157H232ZM237 158H239L240 159V157H238V155H237ZM263 158V157H262ZM93 159H94V161H95V163H93ZM136 159V158H135ZM157 159V158H156ZM172 159V160H173ZM1 160V159H0ZM40 160V159H39ZM89 160H91L92 161V163L94 164L93 166L92 165H90L89 163H88V161ZM168 160V162H170ZM175 160V159H174ZM237 160V159H236ZM260 160V159H259ZM5 161V160H4ZM112 161V160H111ZM121 161V160H120ZM148 161V160H147ZM157 161V160H156ZM239 161V160H238ZM118 162V161H117ZM166 162H167V158H166ZM156 163V162H155ZM160 163H162V162H160ZM201 163V162H200ZM224 163V162H223ZM229 163H231L230 162V159H229ZM235 163V162H234ZM240 163V162H239ZM238 163V164H239ZM4 164V163H3ZM117 163H116V161H115V164L114 165H116ZM137 164V163H136ZM142 164V163H141ZM140 164V165H141ZM176 164H180L179 166H181L180 168H181V170H180V172H178V171H174V167L176 166ZM206 164V163H205ZM143 165V164H142ZM141 165V166H142ZM147 165V164H146ZM202 165V164H201ZM236 165H237V163H236ZM241 165V164H240ZM233 166H235V164H233ZM3 167V166H2ZM60 167V166H59ZM146 167V166H145ZM161 167V166H160ZM226 167V166H225ZM235 167H237V166H235ZM250 167V166H249ZM252 167V166H251ZM91 168V169H90ZM211 168V167H210ZM219 168V167H218ZM243 168V167H242ZM136 169H137V167H136ZM141 169H142V167H141ZM249 169V168H248ZM0 170H1V168H0ZM34 170V169H33ZM144 170V169H143ZM161 170H162V168H161ZM227 170V169H226ZM243 170V169H242ZM29 171V170H28ZM81 171H85V173H82ZM140 171V170H139ZM164 171V170H163ZM234 171V170H233ZM116 172V171H115ZM119 172V171H118ZM243 172V171H242ZM114 173V172H113ZM135 173V172H134ZM160 173H162V172H160ZM227 173V172H226ZM250 173V172H249ZM103 174L104 173H101V175H99V176H102L101 178H103ZM110 174V173H109ZM123 174V173H122ZM231 174V173H230ZM256 174V173H255ZM254 174V175H255ZM260 174V173H259ZM24 175V174H23ZM114 175H116V174H114ZM140 175V174H139ZM146 175V174H145ZM225 174H223L222 176H224ZM28 176V179H32V177H29V176H31V174L30 175H27ZM98 176V175H97ZM108 177V175H106V174H104V177ZM111 176V175H110ZM133 176V174H131L130 172H127V173H124L123 175H122V181L123 180H125V181H129L130 179H131V177ZM137 176V175H136ZM135 176V177H136ZM227 176V175H226ZM121 177V176H120ZM144 177V176H143ZM209 177V176H208ZM96 178V177H95ZM117 178V177H116ZM115 178V179H116ZM140 178V177H139ZM145 178V177H144ZM143 178V179H144ZM196 178V177H195ZM205 178V177H204ZM203 178V179H204ZM227 178V177H226ZM231 178V177H230ZM235 177H233L232 179H234ZM245 178V177H244ZM99 179V178H98ZM138 179V178H137ZM264 179V178H263ZM224 180V179H223ZM226 180V179H225ZM236 180H237V178H236ZM254 180V179H253ZM256 180V179H255ZM254 180V181H255ZM195 181H196V179H195ZM201 181V180H200ZM231 181V180H230ZM229 181V182H230ZM234 181H235V179H234ZM246 181V180H245ZM31 182V181H30ZM118 182H121V180L119 179V181H116V180H114V179H111V180H109L104 186V191H109V190H111V189H114L116 186H118L119 185V183ZM134 182V181H133ZM193 182H194V180H193ZM223 182V181H222ZM243 182V184H244V181H242ZM241 182V183H242ZM199 183V182H198ZM233 183V182H232ZM248 183V182H247ZM128 184V183H127ZM144 184V185H145ZM226 184H227V182H226ZM226 184H225V186H226ZM230 185H231V182L229 183ZM232 185H234V184H232ZM245 185V184H244ZM243 185V186H244ZM128 186H130V185H128ZM134 186H135V184H134ZM246 186V185H245ZM93 187V186H92ZM91 187V188H92ZM197 187V186H196ZM196 187H194L192 190H193V193H195V191H196ZM242 186H240V188H241ZM78 188V187H77ZM77 188H76V190H77ZM90 188V189H91ZM131 188H132V186H131ZM214 188V187H213ZM225 188H227V186L225 187ZM230 188V187H229ZM232 188V187H231ZM95 189V188H94ZM145 189V188H144ZM147 189V188H146ZM223 189H224V187H223ZM127 190V189H126ZM191 189L189 190L190 192L192 191ZM207 190V189H206ZM217 190V189H216ZM215 190V191H216ZM225 190V189H224ZM223 190V191H224ZM241 190V189H240ZM75 191V190H74ZM125 191V190H124ZM129 191H132V189L131 190H129ZM136 192H137V188H136V190H135ZM251 191V190H250ZM249 191V192H250ZM115 192H116V190H115ZM119 192H121V191H119ZM152 192H153V190H152ZM205 192V191H204ZM207 192V191H206ZM228 192H229V190H228ZM236 192V191H235ZM131 193V192H130ZM141 193V192H140ZM151 193V192H150ZM213 193H215V192H213ZM240 193V192H239ZM33 193H30V195L29 196H31ZM88 194V193H87ZM97 194V193H96ZM104 194H105V192H104ZM127 194V193H126ZM136 194V193H135ZM149 194V193H148ZM222 194V193H221ZM223 194H224V192H223ZM232 194V193H231ZM70 195V194H69ZM117 195V194H116ZM122 195V194H121ZM124 195H125V193H124ZM153 195V194H152ZM187 195H189V194H187ZM215 195V194H214ZM102 196H103V194H102ZM101 196V197H102ZM127 196V195H126ZM140 196V195H139ZM148 196V195H147ZM146 196V197H147ZM149 196H150V194H149ZM231 196V195H230ZM253 196V195H252ZM114 197V196H113ZM133 197V196H132ZM26 198H28V197H26ZM109 198V197H108ZM111 199H112V197H110ZM136 198V197H135ZM153 198V197H152ZM186 198V197H185ZM190 198V197H189ZM231 198V197H230ZM249 198V197H248ZM76 199V198H75ZM128 199H129V196H128ZM221 199H223V198H221ZM102 200V199H101ZM121 200V199H120ZM137 200H139V199H137ZM136 200V201H137ZM144 200V199H143ZM146 200H149V198L148 199H146ZM145 200V201H146ZM152 200V199H151ZM203 198L202 197H199L198 195H193L190 199H189V201L190 202H192V207L191 208H189L190 209V211H191V209H193V210H195V213H197V215L198 214H201L202 213V211H201V209L199 210V206H200V204L203 202ZM210 200V199H209ZM218 200V199H217ZM225 200H227V198L225 199ZM72 201V200H71ZM85 201V200H84ZM91 201V200H90ZM130 201V200H129ZM144 201V202H145ZM228 201H230V200H228ZM246 201V200H245ZM264 201V200H263ZM74 202V201H73ZM72 202V203H73ZM112 202V201H111ZM110 202V203H111ZM119 202V201H118ZM152 202V201H151ZM151 202H149V203H151ZM221 202H222V200H221ZM253 202V201H252ZM90 203V202H89ZM126 203V202H125ZM128 203H130V202H128ZM127 203V204H128ZM143 203V201L141 202V204ZM146 203V202H145ZM185 203V202H184ZM216 203V202H215ZM114 204V203H113ZM137 204V203H136ZM203 204V203H202ZM227 203H225V205H226ZM259 204V203H258ZM98 205H99V202H98ZM105 205H106V203H105ZM111 205V204H110ZM138 205V204H137ZM140 205V204H139ZM180 205V204H179ZM216 205V204H215ZM219 205L221 206V203H219ZM246 205V204H245ZM250 205V204H249ZM253 205V204H252ZM263 205V204H262ZM127 206V205H126ZM128 206H129V204H128ZM142 206H144V205H142ZM154 206V205H153ZM220 206H219V208H220ZM264 206V205H263ZM104 207V206H103ZM202 207V206H201ZM227 207H229V205L227 206ZM248 207H250V206H248ZM94 208V207H93ZM124 208V207H123ZM126 208V207H125ZM129 208V207H128ZM151 208H154V207H152V206H150V208H147L146 210H144V211H141V213L137 216V218L134 220V221H132L133 222V224H132V226L134 227V230H138L139 228H140V225L145 221V214L146 213H148V212H146V211H149V210H151ZM215 208V206L213 207V209ZM264 208V207H263ZM65 209V208H64ZM115 209V208H114ZM141 209V208H140ZM212 209V210H213ZM231 209V208H230ZM255 209V208H254ZM61 210V209H60ZM112 210H113V208H112ZM123 210H125V209H123ZM224 210H225V208H224ZM236 210V209H235ZM239 210V209H238ZM244 210V209H243ZM251 210H253L252 208H251ZM256 210V209H255ZM91 211H92V209H91ZM126 211V210H125ZM131 211V210H130ZM222 211V210H221ZM262 211V210H261ZM38 212H39V210H38ZM103 212V211H102ZM109 212L111 213V211H110V209H109ZM132 212V214H137L139 211H138V209H137V206H136V209H134L133 211H131ZM161 212H160V214H161ZM224 212V211H223ZM239 212V211H238ZM236 213L237 215L239 214V213ZM58 213V212H57ZM101 213V212H100ZM130 213V212H129ZM129 213H128V215H129ZM234 213V212H233ZM204 214V213H203ZM212 214V213H211ZM221 214V213H220ZM58 215V214H57ZM70 215V214H69ZM83 215V214H82ZM202 215V214H201ZM200 215V216H201ZM206 215V214H205ZM207 215H209V213L207 214ZM215 215H216V213H215ZM227 215V214H226ZM236 215V216H237ZM249 215V214H248ZM81 216V215H80ZM88 216V215H87ZM96 216V215H95ZM102 216V215H101ZM104 216V215H103ZM110 216V215H109ZM116 216V215H115ZM191 216V215H190ZM200 216H198L199 218H200ZM204 216V215H203ZM225 216V215H224ZM256 216V215H255ZM254 216V217H255ZM259 216V215H258ZM257 216V217H258ZM263 216H264V214H263ZM262 216V217H263ZM90 217V216H89ZM130 217V216H129ZM197 217V216H196ZM209 217V216H208ZM218 217V216H217ZM221 217V216H220ZM232 216L230 215V218H231ZM246 217H247V215H246ZM251 217H253V216H251ZM78 218V217H77ZM96 218V217H95ZM98 218V217H97ZM157 218V217H156ZM213 218H214V216H213ZM234 218V217H233ZM232 218V219H233ZM260 218H261V216H260ZM103 219V218H102ZM109 219V218H108ZM187 219H189V220H187ZM221 219V218H220ZM251 220H252V218H250ZM79 220H80V218H79ZM88 220V219H87ZM89 220H90V218H89ZM118 220V219H117ZM127 220H130V219H128V216L126 217V215H125V213L124 214H122L121 216H120V218H119V222H120V224H123V225H126L127 226ZM246 220V219H245ZM257 220V219H256ZM260 219H258L257 221H259ZM264 220V219H263ZM107 221V223H108V221L109 220H106ZM158 221H160V218L158 219ZM166 221V220H165ZM221 221V220H220ZM233 222H234V220H232ZM254 221V220H253ZM261 221V220H260ZM60 222V221H59ZM112 222V221H111ZM129 222V221H128ZM155 222H156V219H155ZM171 222H169V224L171 223ZM209 222V221H208ZM249 222V221H248ZM252 222V221H251ZM250 222V223H251ZM255 222V221H254ZM4 223V220H0V224H3ZM222 223V222H221ZM250 223H247V224H250ZM253 223V222H252ZM257 223V222H256ZM62 224V223H61ZM89 224H90V222H89ZM105 224H106V222H105ZM172 224V223H171ZM202 224H204V222L202 223ZM206 224V223H205ZM242 224H243V222H242ZM246 224V225H247ZM103 225H104V222H103ZM108 225V224H107ZM198 225H200V224H198ZM220 223H219V225H216V227H215V231H214V233L212 234V235H208V237L205 239V241L201 244V247H200V249H199V251H198V253H202L203 251H205L206 249H208L209 248V246H211V244H215V242L216 241H218L219 239H220V236H221V233L223 232V230L221 229L220 230ZM257 225V224H256ZM263 225V224H262ZM56 226V225H55ZM78 226V225H77ZM100 226V225H99ZM227 226V225H226ZM240 226V225H239ZM253 226H255L254 225V223H253ZM128 227V226H127ZM132 227V228H133ZM156 227H157V225H156ZM197 227V226H196ZM211 227V226H210ZM246 227V226H245ZM64 228V227H63ZM71 228H72V226H71ZM70 228V229H71ZM170 228V227H169ZM212 228V227H211ZM126 229V228H125ZM230 229V231H231V228H229ZM239 229H240V227H239ZM141 229H139V231H140ZM226 230V229H225ZM245 230H246V228H245ZM245 230H244V232H245ZM252 230V229H251ZM250 230V231H251ZM253 230H254V227H253ZM252 230V231H253ZM83 231V230H82ZM107 231H109V230H107ZM107 231H106V234L108 235V233H107ZM234 231H235V229H234ZM247 231V230H246ZM251 231V232H252ZM90 232V231H89ZM129 231L127 230V233H128ZM153 232V231H152ZM167 232V231H166ZM70 233V232H69ZM77 233V232H76ZM86 233L87 232H85L84 233V235H86ZM91 233V232H90ZM96 233H97V230H96ZM110 233H112V231H110ZM149 233V232H148ZM164 233V228H160V230L156 233V236H158V235H162ZM242 233V232H241ZM246 233H249V232H246ZM81 234V233H80ZM113 234V233H112ZM119 234V233H118ZM117 234V235H118ZM145 234V233H144ZM224 234V233H223ZM231 235H233L232 233H230ZM245 234V233H244ZM259 234H260V232H259ZM65 235V234H64ZM77 235H78V233H77ZM96 235V234H95ZM114 235V234H113ZM138 235V234H137ZM238 235H240V234H238ZM251 235V234H250ZM256 235V234H255ZM98 236V235H97ZM102 236V235H101ZM128 236V235H127ZM249 236V235H248ZM252 236V235H251ZM59 237H61V236H59ZM58 237V238H59ZM69 237V236H68ZM107 237V236H106ZM118 237H120V236H118ZM122 237V236H121ZM233 237V236H232ZM232 237H231V239H232ZM237 237H239V236H237ZM43 238V237H42ZM124 238V237H123ZM137 238V237H136ZM245 238V237H244ZM258 238V237H257ZM82 239H83V237H82ZM144 239V238H143ZM238 239V238H237ZM246 239H248V237L246 238ZM262 239H264V238H262ZM261 239V240H262ZM99 240V239H98ZM119 240V239H118ZM185 240V239H184ZM201 240V239H200ZM229 240V239H228ZM236 240V239H235ZM234 240V241H235ZM244 240V239H243ZM260 240V241H261ZM111 241V240H110ZM129 241V240H128ZM126 242L125 244V249H123V250H125V252H130V251H132L131 253H132V255H131V257H133L134 255H133V252L135 251V249L137 248V244L135 245V244H132V243H130V242ZM193 241H196V240H194L193 239ZM193 241H192V244H194L193 243ZM226 241V240H225ZM232 241V240H231ZM236 241H238V240H236ZM242 241V240H241ZM245 241V240H244ZM94 242V241H93ZM100 242V241H99ZM112 242V241H111ZM110 242V243H111ZM123 242H124V240H123ZM137 242V241H136ZM222 242V241H221ZM239 242V241H238ZM19 243V242H18ZM56 243H57V241H56ZM80 243V242H79ZM95 243V242H94ZM109 243V244H110ZM118 243H119V241H118ZM117 243V244H118ZM232 243V242H231ZM234 243V242H233ZM261 243H263L262 241H261ZM260 242L258 243V244H261ZM66 244V243H65ZM200 243H198V245H199ZM228 244V246H229V244H230V242H228L227 243ZM226 243H225V245H227ZM236 244V243H235ZM245 243H243V245H244ZM252 244V243H251ZM48 245V244H47ZM53 245V244H52ZM64 245V244H63ZM116 245V244H115ZM120 245V244H119ZM118 245V246H119ZM123 245V244H122ZM121 245V246H122ZM175 245V244H174ZM224 245V246H225ZM233 245V244H232ZM15 246H17V245H15ZM79 246V245H78ZM93 246H95V245H93ZM111 247H112V245H110ZM215 246V245H214ZM219 246V245H218ZM117 247V246H116ZM144 247V246H143ZM192 247V246H191ZM212 247V246H211ZM223 247V246H222ZM231 247V246H230ZM243 247V246H242ZM255 247V246H254ZM259 247V246H258ZM257 247V248H258ZM264 247V246H263ZM82 248V247H81ZM113 248V247H112ZM114 248H115V246H114ZM172 248H174V247H172ZM224 248H226V247H224ZM241 248V247H240ZM239 248V249H240ZM244 248V247H243ZM252 248V247H251ZM78 249V248H77ZM254 249V248H253ZM116 250V249H115ZM123 250H122V253H123ZM194 250V249H193ZM220 250H222L223 251V249L221 248ZM219 250V251H220ZM237 250V249H236ZM66 251H68V250H66ZM119 251V250H118ZM117 251V252H118ZM187 251V250H186ZM190 251V250H189ZM188 251V252H189ZM213 251V250H212ZM218 251V250H217ZM227 251V250H226ZM239 251V250H238ZM259 251V250H258ZM108 252V251H107ZM113 253L114 252H116V251H114V249H113V251H112ZM124 252V253H125ZM143 252V251H142ZM251 252V251H250ZM91 253V252H90ZM130 253V254H131ZM135 253V252H134ZM187 253V252H186ZM213 253V252H212ZM216 253H218V252H216ZM221 253V252H220ZM237 253V252H236ZM255 253V252H254ZM66 253H64V255H65ZM107 254V253H106ZM115 254L116 253H114V257H115ZM143 254V253H142ZM223 254V253H222ZM229 254V253H228ZM264 254V253H263ZM98 255V254H97ZM113 255V254H112ZM124 255L125 254H123V257H124ZM215 255V254H214ZM23 256V255H22ZM77 256V258H78V255H76ZM96 256V255H95ZM110 256V255H109ZM127 256V255H126ZM219 257H220V255H218ZM229 256V255H228ZM238 256H242V255H239L238 254ZM254 256V255H253ZM261 257H263L262 255H260ZM116 257H118V256H116ZM131 257H130V259H131ZM184 257H186V256H184ZM183 257V258H184ZM197 257V256H196ZM201 256H199V258H200ZM203 257H204V255H203ZM211 257H213L212 255H211ZM231 257V256H230ZM235 258L237 257V256H234ZM255 257V256H254ZM261 257H259V258H261ZM63 258V257H62ZM83 258V257H82ZM192 258V257H191ZM198 258V259H199ZM207 258H209V257H207ZM232 258V257H231ZM96 259V258H95ZM122 259V258H121ZM139 259V258H138ZM197 259V260H198ZM204 259H206L205 257H204ZM204 259L203 260H201V261H204ZM213 259V258H212ZM215 259V258H214ZM230 259V258H229ZM248 259V258H247ZM19 260V259H18ZM64 260V259H63ZM85 260V259H84ZM113 260V259H112ZM137 260V259H136ZM174 260V259H173ZM226 260V259H225ZM232 260V259H231ZM244 260V259H243ZM263 260H264V258H263ZM2 261H4V260H2ZM2 261L0 262V263H2ZM75 261H77L76 259H75ZM97 261L98 260H96V263H97ZM122 261V260H121ZM125 261V260H124ZM123 261V262H124ZM180 261H181V258H180ZM194 262H195V260H193ZM206 261H208V260H206ZM253 261V260H252ZM251 261V262H252ZM261 261H262V258H261ZM6 262V261H5ZM109 262V261H108ZM107 262V263H108ZM113 262V261H112ZM199 262V261H198ZM219 262V261H218ZM225 262V261H224ZM229 262V261H228ZM226 263V264H229V263ZM243 262V261H242ZM258 262V261H257ZM260 262V261H259ZM62 263V262H61ZM125 263V262H124ZM201 263V262H200ZM203 263V262H202ZM230 263H231V261H230ZM262 263H263V261H262ZM75 264H76V262H75ZM86 264V263H85ZM88 264V263H87ZM106 264V263H105ZM111 264V263H110ZM117 264V263H116ZM126 264V263H125ZM190 264V263H189ZM195 264H196V262H195ZM199 264V263H198ZM205 264V263H204ZM244 264V263H243ZM253 264V263H252Z\"/></svg>",
	"mask_w": 264,
	"mask_h": 264
}]
</instances>
